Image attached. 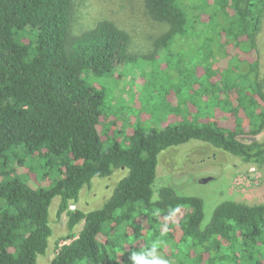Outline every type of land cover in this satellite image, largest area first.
Segmentation results:
<instances>
[{"label": "trees", "instance_id": "obj_1", "mask_svg": "<svg viewBox=\"0 0 264 264\" xmlns=\"http://www.w3.org/2000/svg\"><path fill=\"white\" fill-rule=\"evenodd\" d=\"M141 2L162 27L150 58L174 43L195 47L164 58L152 87L169 93L158 92L148 120L138 103V116H127L121 95L111 101L87 80L147 60L129 54L127 31L101 19L74 35V0H0V264L46 255L55 197L69 243L49 264H132L156 241L174 264H264V204L221 203L202 227L201 199L165 186L153 200L159 154L191 140L264 166L255 139L264 130V0ZM120 168L127 174L100 208L71 209L83 187Z\"/></svg>", "mask_w": 264, "mask_h": 264}, {"label": "rangeland", "instance_id": "obj_2", "mask_svg": "<svg viewBox=\"0 0 264 264\" xmlns=\"http://www.w3.org/2000/svg\"><path fill=\"white\" fill-rule=\"evenodd\" d=\"M101 19L110 20L127 31L131 37L129 54L143 57L146 55L147 60L142 61L140 58L134 65L120 66L110 78H94L89 75L87 80L94 86L107 88L111 101L117 94L121 95L128 106L127 116H138L135 105L139 104L145 110V114H142L145 115L143 120H148L151 118L149 110L156 101L158 92L161 91L164 96L169 93L158 85L152 87L160 80L158 75L165 67L164 58L173 59L174 56L182 54L189 56L191 50L195 51V47L187 43H174L167 50L164 49L158 59L150 58L154 50L153 42L161 33L162 27L149 19L141 0H74L71 24L74 35H79ZM259 28L256 46L261 75L264 65V12ZM155 74L156 78L151 79L150 75ZM145 78L150 79V86L144 87ZM155 117L157 118V114H153L154 120ZM255 139L264 142V130ZM126 174L127 170L120 168L113 170L108 177L93 179L88 187L81 189L78 203L71 205V209L88 212L100 208ZM203 179L208 181L201 183ZM165 186L172 188L177 195L192 196L202 200L204 215L202 227H204L211 219L214 209L221 203L231 201L247 206L264 204V166L244 163L209 144L191 140L159 154L153 185V200H156L158 190ZM58 203L57 197L51 201L49 221L52 234L48 238L46 255L38 257L37 264H49L57 248L69 243L64 240L67 234L66 217L56 215ZM79 230L80 227H77L75 233ZM159 255L168 260L167 253L162 252ZM229 264L247 263L233 260Z\"/></svg>", "mask_w": 264, "mask_h": 264}, {"label": "clouds", "instance_id": "obj_3", "mask_svg": "<svg viewBox=\"0 0 264 264\" xmlns=\"http://www.w3.org/2000/svg\"><path fill=\"white\" fill-rule=\"evenodd\" d=\"M179 212V208L170 211L169 215L165 219H172L176 213ZM160 242H153L150 248L144 249L141 252H133L130 256L132 264H169V261L164 259L158 253Z\"/></svg>", "mask_w": 264, "mask_h": 264}, {"label": "water", "instance_id": "obj_4", "mask_svg": "<svg viewBox=\"0 0 264 264\" xmlns=\"http://www.w3.org/2000/svg\"><path fill=\"white\" fill-rule=\"evenodd\" d=\"M208 181V179H203L202 181H201V183H205V182H207Z\"/></svg>", "mask_w": 264, "mask_h": 264}]
</instances>
